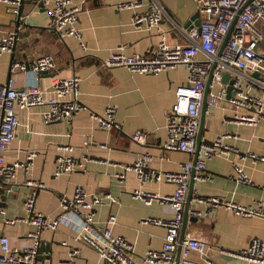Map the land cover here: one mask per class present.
Here are the masks:
<instances>
[{
  "label": "crops",
  "instance_id": "crops-1",
  "mask_svg": "<svg viewBox=\"0 0 264 264\" xmlns=\"http://www.w3.org/2000/svg\"><path fill=\"white\" fill-rule=\"evenodd\" d=\"M74 1L84 8L79 15L78 27L87 50L79 39L61 38L48 28L49 13L37 0L24 1V19L20 22L0 6V36L18 27L20 30L14 51L5 52L0 57V81L8 80L13 59L30 61L49 53L54 56L57 68L40 74L41 87L51 95V86L57 79L78 76L81 78L79 99L86 106L72 120L51 123H46L43 117L47 106L18 109L20 124L7 161L25 160L30 151L36 155L28 171L20 167L12 180L0 178V235L8 236L14 247H30L33 239L28 233L35 226L22 219L27 217V197L36 190V209L47 216L59 217L62 213L61 197L72 196L76 187L82 186L89 194L115 196L117 203L112 206L104 203L96 208L95 220L103 224L111 212L115 213L118 220L114 233L134 244V257L138 264H151L144 261L145 253L162 248L166 227L144 220L150 217L167 219L174 213L170 201L155 200L148 205L133 192L142 189L162 197L173 194L177 185L172 182H142L135 171H126V177L120 180L118 173L124 171L123 165L134 162L143 153L153 157V168L164 171L179 170L182 163L194 160V156L187 152L164 149L167 118L175 102V91L188 81V69L185 65H177L157 74H140L125 66H102V61L119 46H125L128 54L148 55L159 44L161 34L157 29L136 28L132 24L135 12L147 11L151 0H143L136 9L118 7L122 2L136 0ZM155 1L165 10L161 28L168 33L169 42L188 43L190 28L186 24L198 11L194 0ZM28 82V75L21 72L17 85L24 87ZM111 106L115 107V119L122 130L103 129L92 116L93 113L105 114ZM233 115L234 110L226 103L206 105L201 141L230 132L234 136L228 142L240 152L264 155V120L250 125L234 121ZM139 130L146 133L144 142L132 137ZM60 145L76 148V167L72 172L56 175ZM234 157L235 152L229 158L212 157L207 162L208 177L193 179L186 234L201 235L211 245L207 259L197 253L192 254L200 264H264L238 254L254 238L264 240V218L238 215L228 208L218 207L210 209L207 216L193 219L197 215L192 211L209 208L197 202L196 195L221 196L242 205L264 204V162L246 160L245 169L254 181V184H246L233 177L231 160ZM10 218L20 220L8 223L6 219ZM79 224L77 218L70 214L56 230L42 232L40 249L49 252L51 264L69 259L72 250H78L74 264H103L99 253L79 237ZM0 264L13 263L0 261Z\"/></svg>",
  "mask_w": 264,
  "mask_h": 264
},
{
  "label": "built area",
  "instance_id": "built-area-1",
  "mask_svg": "<svg viewBox=\"0 0 264 264\" xmlns=\"http://www.w3.org/2000/svg\"><path fill=\"white\" fill-rule=\"evenodd\" d=\"M25 0H0V6L10 12L20 22L24 19L22 5ZM143 0L122 2L119 8L141 6ZM201 11V24L188 31L189 42L172 44L168 33L161 28L165 14L158 2L151 0L147 11L135 12L132 24L136 28L157 29L161 41L153 51L144 55L128 54L125 46H119L102 61L104 67L125 66L132 72L140 74L160 73L177 65H185L188 69V81L177 87L175 102L167 118V136L164 149L167 151H183L196 156L182 163L179 170L164 171L152 167L153 157L143 153L130 164L123 165L124 171L118 173L120 180L126 177V171H135L142 182H172L176 189L173 194L159 196L150 191L137 189L135 197L145 203L155 200L170 201L173 216L170 218H147L145 222L166 227L165 241L160 249H150L145 253L144 261L151 264H200L192 254L197 253L207 259L211 248L209 241L194 233L185 234L181 242V230L184 218V206L187 201L190 182L194 179L204 180L208 177L207 162L214 156L229 158L233 165V177L236 181L254 184L252 177L245 169V162L250 158L254 163L264 162V155L254 152H240L228 142L234 135L224 132L209 141H201L198 150V134L200 131L201 111L207 94V105L228 104L233 110V120L239 123L257 125L264 120V0H194ZM48 11L50 21L48 28L61 38L75 37L87 50L82 40V31L78 27L80 12L84 9L74 0H37ZM19 27L0 36V57L5 52H13L20 39ZM227 42L222 48L226 37ZM57 68L52 54L36 56L33 60L13 59L10 64L9 78L0 81V178L12 180L20 167L28 171L36 152L30 151L25 160L7 161L8 152L17 135L20 124L18 109L34 106H47L43 112L46 123L60 120H72L86 109L80 99V82L78 76L57 79L51 86V95L39 84L42 72ZM25 72L29 77L27 86L17 85L18 75ZM229 74V79L224 76ZM233 94L229 95L228 87ZM99 125L106 130H122L115 119V107H109L105 114H92ZM134 140L144 142L146 133L137 131L132 134ZM55 173L61 175L72 172L76 167L75 151L72 145H60ZM193 195V194H192ZM37 192L34 190L26 199L27 217L23 220L32 223L35 229L28 233L33 244L28 248H17L11 245L9 237L0 235L2 253L0 261L13 264H51L48 251L41 250L40 238L43 231L56 230L60 223L70 214L79 221V237L93 247L100 255L103 264H138L134 251L135 246L124 236L114 233L118 217L111 212L103 224L95 220V211L99 205H113L117 199L112 194L103 196L89 194L84 187H76L72 196L64 195L60 199L62 213L59 217H50L36 209ZM201 204L209 208L205 211L194 210L198 217L210 214V209L225 207L243 216H259L264 218V204L258 206L242 205L222 198L221 196H194ZM20 218L6 219L14 223ZM64 244H66L64 242ZM78 250L70 251V258L59 264H74ZM250 261L264 263V240L254 238L250 244L238 253Z\"/></svg>",
  "mask_w": 264,
  "mask_h": 264
},
{
  "label": "water",
  "instance_id": "water-1",
  "mask_svg": "<svg viewBox=\"0 0 264 264\" xmlns=\"http://www.w3.org/2000/svg\"><path fill=\"white\" fill-rule=\"evenodd\" d=\"M200 24H201V11L198 9V11L195 13V15L187 22L186 27L188 29L192 28V27H199ZM229 36H230V34L226 37L222 48L224 47L225 43L227 42ZM228 79H229V74H226L224 76V80L227 81ZM208 91H209V85L207 86V89H206V95H205V99H204L203 106H202V111H201L200 131H199V134H198V150H199L200 142H201V129H202V125H203V122H204V117H205V114H206V105H207V94H208ZM228 93H229V95L233 94L231 86L228 87ZM197 156H198V151L196 152L194 163L197 160ZM193 177H194V172L192 174V180H191V183H190V189H189L187 201L185 203V216H184V220H183L184 223H183L182 232H181V242L184 241L185 234H186V226H187V220H188V217H189V210H190V201H191V197H192V193H193V181H194ZM193 219L194 220H198V216H195Z\"/></svg>",
  "mask_w": 264,
  "mask_h": 264
}]
</instances>
